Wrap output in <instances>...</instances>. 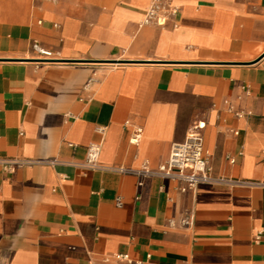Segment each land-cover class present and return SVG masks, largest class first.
I'll list each match as a JSON object with an SVG mask.
<instances>
[{
	"label": "crops",
	"instance_id": "1",
	"mask_svg": "<svg viewBox=\"0 0 264 264\" xmlns=\"http://www.w3.org/2000/svg\"><path fill=\"white\" fill-rule=\"evenodd\" d=\"M150 4L0 0V159L58 161L0 166V264H264L263 187L80 167L98 143L104 167L156 168L203 121L213 177L263 180L264 0H173L164 27Z\"/></svg>",
	"mask_w": 264,
	"mask_h": 264
},
{
	"label": "built area",
	"instance_id": "2",
	"mask_svg": "<svg viewBox=\"0 0 264 264\" xmlns=\"http://www.w3.org/2000/svg\"><path fill=\"white\" fill-rule=\"evenodd\" d=\"M177 13L176 6L173 5V0H151L149 8L146 10L142 25H155L157 27H164L169 20ZM31 49L40 58L39 62L52 63L56 59L52 53L38 43L34 42ZM90 81H93L92 79ZM244 92H248L247 86H242ZM243 112H235L236 117H241ZM205 123L203 121H195L184 139L181 142L172 143L169 149L166 160L159 164L156 168H150L147 164H143L139 168H127L123 166L104 167L99 162L100 144L91 143L86 147V158L81 168L93 171H111L121 175H132L138 180L137 186L141 187L145 179L158 178L173 182L177 186V190L181 193L194 191L200 184H227V185H248L259 186L264 188V177L262 181L257 182H239L233 180H225L222 178H215L211 175V170L208 162V155L204 148L203 130ZM96 133L100 136L104 133L103 127L96 128ZM238 135V132H233ZM141 137V129L135 128L129 143L132 145L138 144ZM241 155V153H240ZM230 163H234L233 158H229ZM56 159L53 160H19V159H0V166L4 169L11 170L24 165L45 164L53 166L57 164ZM116 205L121 206L120 200H117ZM193 218L189 212H185L179 220L182 227H188L192 224ZM113 262H128L131 259L127 254H113L104 259L105 263Z\"/></svg>",
	"mask_w": 264,
	"mask_h": 264
},
{
	"label": "bare ground",
	"instance_id": "3",
	"mask_svg": "<svg viewBox=\"0 0 264 264\" xmlns=\"http://www.w3.org/2000/svg\"><path fill=\"white\" fill-rule=\"evenodd\" d=\"M134 62V61H133Z\"/></svg>",
	"mask_w": 264,
	"mask_h": 264
}]
</instances>
